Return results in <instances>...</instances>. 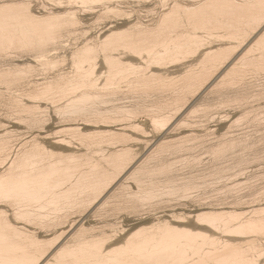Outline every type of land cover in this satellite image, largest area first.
<instances>
[{
    "label": "bare ground",
    "instance_id": "bare-ground-1",
    "mask_svg": "<svg viewBox=\"0 0 264 264\" xmlns=\"http://www.w3.org/2000/svg\"><path fill=\"white\" fill-rule=\"evenodd\" d=\"M262 24L264 0H0V264H259Z\"/></svg>",
    "mask_w": 264,
    "mask_h": 264
},
{
    "label": "snow or ice",
    "instance_id": "snow-or-ice-1",
    "mask_svg": "<svg viewBox=\"0 0 264 264\" xmlns=\"http://www.w3.org/2000/svg\"><path fill=\"white\" fill-rule=\"evenodd\" d=\"M37 7H38V5H35V4H33L31 7V10L34 14L36 13ZM260 31L264 32V24L261 25ZM257 34H259V33H257ZM0 209L8 210L6 203L0 201ZM259 264H264V258H261V260L259 261Z\"/></svg>",
    "mask_w": 264,
    "mask_h": 264
}]
</instances>
